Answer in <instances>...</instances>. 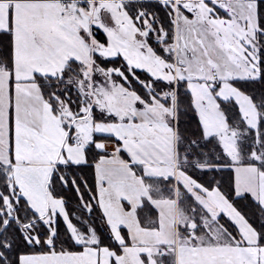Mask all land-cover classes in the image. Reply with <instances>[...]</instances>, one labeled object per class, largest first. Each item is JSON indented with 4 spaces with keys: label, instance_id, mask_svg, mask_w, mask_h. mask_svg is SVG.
I'll return each instance as SVG.
<instances>
[{
    "label": "snow or ice",
    "instance_id": "1",
    "mask_svg": "<svg viewBox=\"0 0 264 264\" xmlns=\"http://www.w3.org/2000/svg\"><path fill=\"white\" fill-rule=\"evenodd\" d=\"M0 264H264V0H0Z\"/></svg>",
    "mask_w": 264,
    "mask_h": 264
}]
</instances>
